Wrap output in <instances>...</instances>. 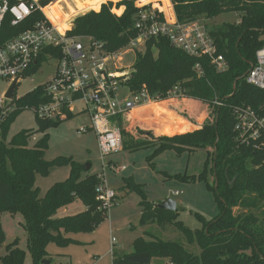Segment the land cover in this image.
Masks as SVG:
<instances>
[{"label":"trees","instance_id":"obj_1","mask_svg":"<svg viewBox=\"0 0 264 264\" xmlns=\"http://www.w3.org/2000/svg\"><path fill=\"white\" fill-rule=\"evenodd\" d=\"M53 1L38 0V3L45 7ZM60 1L66 4L70 13L61 12L58 3L44 11L61 32L69 28L68 20L72 16L90 10L74 20L72 28L67 31L68 36L88 37L100 42L105 51L118 52L138 35L133 26L138 11L135 6L137 0L118 1L117 7H125L123 11L120 9L119 15L110 11L113 4L110 1L104 3L106 0H73V7L65 0ZM147 1L154 0H140L139 3ZM163 1V9L168 14L170 7L166 0ZM171 2L180 22L210 20L226 12L239 16L238 22L223 23L209 30L228 67L218 72L206 58L188 55L171 45L166 37L146 40L144 50L135 54L126 84L132 91L144 88L150 98L159 102L132 110L131 119L141 121L162 136L139 130L146 137L134 138L124 131L123 122L119 119L121 134L130 136L123 142L122 149L133 151L152 147V153L147 156L152 167L154 156L164 150L170 149L181 155L205 149L207 158L202 172L197 175L176 173L169 177L187 183H204L213 194L217 214L205 219L195 213L202 226L191 230L178 220V208L175 211L159 209L157 202L146 199L140 184L131 177H125L119 190L125 195L136 193L141 197L138 225H171L181 233L186 244L196 245L199 253L191 252L184 243L162 239L144 230L142 236L133 240L130 252L113 249L111 264H264V217L259 219L251 211L264 202V149L256 150L251 145L241 144L233 130L235 107L250 106L264 113V90L249 85L244 78L255 62V52L264 46V0ZM54 8L60 11V18L53 13ZM42 19L45 16L36 9L26 19L12 25L11 16L6 14L0 25V46ZM43 52L37 65L45 58V53L55 57L60 55L58 50L49 47ZM196 63L202 67L201 76L194 70ZM35 72L36 67L25 76ZM44 87L45 84H41L18 98L14 96L10 110L0 114V219L3 212L23 216L31 264H42L43 259H48L46 247L49 243L58 246L76 243L78 241L64 234L91 232L106 216V209L97 196L96 188L100 182L97 175L83 176V165L71 157L44 158L49 140L47 131L57 126L60 120L35 116V131L42 132L43 136L33 147L28 146L29 137L35 132L33 129L23 130L10 141H5L7 129L18 112L48 101ZM174 87L184 98L195 99L205 105L207 119L196 129L168 110V101H162L168 98V91ZM215 99L222 105H215ZM72 116L68 115L66 119ZM62 165L69 167L68 176L53 183L40 196L35 185L36 176H47L53 167ZM76 200L81 202L84 210L56 216L60 208ZM235 207L247 208V211L233 214ZM3 240L0 221V244ZM6 249L7 253L0 256V264L24 263L25 251L17 247L16 241L8 244Z\"/></svg>","mask_w":264,"mask_h":264},{"label":"rangeland","instance_id":"obj_2","mask_svg":"<svg viewBox=\"0 0 264 264\" xmlns=\"http://www.w3.org/2000/svg\"><path fill=\"white\" fill-rule=\"evenodd\" d=\"M109 1L113 4L110 9L113 14L119 15L120 9L122 8V11L125 9L124 6L117 7V3L120 0H106L104 3ZM65 2L72 7L74 6L73 0H65ZM55 3L59 4L58 6L61 12L70 13L66 4L60 0L53 1L49 6ZM136 4H138L137 1H135ZM99 9L94 11H98ZM60 11L56 8L53 9V13L58 18L61 17ZM88 11L90 10L72 16L68 20L69 28L65 30L69 31L73 26L74 20ZM238 19L239 16L236 13L226 12L210 20L201 19V21L207 24L208 29H214L223 23H234ZM139 47L143 49L144 46L140 45ZM137 48V46L133 47V50ZM122 58L119 65L125 67L124 73H129L130 67L132 68L135 60V54L133 52L127 53ZM129 65L131 66L129 67ZM55 67L56 62L48 59L40 65L35 73L20 78L15 87L14 96L18 98L36 86L46 83L52 77ZM10 84L11 81L9 80L0 81V114L2 112L6 113L11 108L10 103L12 100H6L3 97ZM162 101H168L167 109L177 114L179 118L192 124L194 129L199 127L207 119V112L204 111L205 105L203 102L178 96ZM74 107L77 108L78 103ZM88 123L89 119L86 113H77L71 118L62 120L57 126L49 128L47 131L49 134L48 147L45 151L44 158L46 160H52L58 156L71 157L83 166L89 165L88 169L83 170V176L86 174L98 176L104 170L105 178H103V181H105L108 188L114 189L115 200L112 207L106 210L105 218L94 230L86 233L64 234L65 237H69L78 242L69 243L66 246H58L53 242L49 243L46 250L51 264H111V237L113 236L116 239L114 249L130 252L132 250L133 240L142 236L144 230H148L153 235L162 239L176 240L184 243L188 250L195 254L199 253L197 246L186 244L181 233L171 225L160 227L156 224H151L140 227L138 225L140 215L138 203L141 197L136 193L125 195L123 191L119 190V187L122 185L123 178L131 177L135 183L141 185V189L148 201L159 203L164 199L175 200L177 208L179 209L178 220L183 222L191 230L199 229L202 224L197 219L195 213L201 214L205 219H211L217 214L212 192L208 191L202 182H182L170 178L169 175L176 173L197 175L202 172L207 158L206 150L197 149L191 153H183L181 155H177L170 149L164 150L154 156L151 161L153 162L152 167L147 161V156L153 151L152 147L139 148L133 151L121 149L119 152L105 157V164L102 169L95 134L91 130L84 133L78 131L81 125ZM123 128L125 132L134 138L146 137L145 134H140L139 130L151 131L154 136H162L155 134L152 129L139 120L130 119V121L124 123ZM28 129H33L34 131L37 129L35 113L32 109L21 110L15 115L5 134V141H10L14 135ZM42 136V132L35 131L29 137L28 146L33 147ZM130 136L122 134V146L123 142L128 141ZM110 164H113L114 167L110 168ZM121 166H125V170H119L118 168ZM68 170L69 167L66 165L55 166L47 176L37 175L35 185L39 189V195L43 196L45 191L54 182L65 180L68 175ZM175 191L178 193L175 194ZM76 201L77 203H81L79 200ZM232 211L233 214H237L247 211V208L235 207ZM251 211L259 219L263 218L264 202L260 203L258 208L252 209ZM56 216H60L58 215V211ZM0 221L4 233V240L0 244V256L7 253L6 246L8 244L16 241L17 247L25 251L23 264H31V256L26 244L27 235L23 227V216L20 213L11 214L9 212H3ZM145 238L148 237L145 236ZM155 262L158 261L156 260Z\"/></svg>","mask_w":264,"mask_h":264},{"label":"built area","instance_id":"obj_3","mask_svg":"<svg viewBox=\"0 0 264 264\" xmlns=\"http://www.w3.org/2000/svg\"><path fill=\"white\" fill-rule=\"evenodd\" d=\"M135 6L138 11L134 16L133 26L138 30L136 38L118 52H107L101 43L88 37H71L67 31L60 32L44 13V8L38 0H0V25L6 14L11 16V24L16 25L26 19L34 10H40L45 19L37 21L34 26L19 35L9 39L0 46V81H13L24 77L29 71L48 59L56 62L52 77L46 82L44 90L49 98L31 109L40 119L65 120L68 115L86 113L89 123L78 128L79 132L91 130L97 140L102 169L105 157L119 152L122 148V134L119 119L123 122L128 113L134 108L152 102H158L148 95L143 88L132 91L126 84L130 78L124 73L125 67L119 65L122 56L133 52L143 51L146 40L153 37H166L171 45L181 49L190 56L206 58L216 71L227 69V63L218 52L214 38L207 24L197 19L180 22L176 18L171 0L168 14L163 9V0L147 1ZM23 4L28 9L24 13L20 8ZM16 8L20 18L12 11ZM169 14L171 16H169ZM144 46L141 49L139 46ZM138 47L133 50V47ZM58 50L60 55L55 57L45 53V58L38 59L45 48ZM198 76L203 75L199 63L194 65ZM246 83L264 90V46L255 52V62L244 75ZM183 97L177 87L168 91V98ZM167 98V99H168ZM78 103V107L74 105ZM221 106L222 103L214 100ZM1 107V100H0ZM235 121L233 130L236 139L241 144L251 145L253 149H264V113L250 106H237L233 110ZM114 165L110 164V168ZM125 170V166L118 168ZM100 180L96 191L104 209L112 207L115 200L114 189L107 187L103 178L104 170L97 176ZM178 192L175 191V194ZM115 237H111L110 253L112 254Z\"/></svg>","mask_w":264,"mask_h":264},{"label":"water","instance_id":"obj_4","mask_svg":"<svg viewBox=\"0 0 264 264\" xmlns=\"http://www.w3.org/2000/svg\"><path fill=\"white\" fill-rule=\"evenodd\" d=\"M17 85V79L13 80L9 86V88L7 89L6 93L4 94V98L6 100H12L14 98V91H15V87ZM84 169H88L89 165H84L83 166ZM156 206L159 209L165 210V211H175L177 208L176 205V201L172 200V199H164L162 201H160L159 203L156 204ZM42 264H50L48 259H43L41 261Z\"/></svg>","mask_w":264,"mask_h":264},{"label":"crops","instance_id":"obj_5","mask_svg":"<svg viewBox=\"0 0 264 264\" xmlns=\"http://www.w3.org/2000/svg\"><path fill=\"white\" fill-rule=\"evenodd\" d=\"M169 16H171V15L169 14ZM238 21H239V19L236 22H238ZM142 106H144V105H142ZM142 106H140V107H142ZM131 112H132V110L128 113L126 119L123 121L122 126H124V123L125 122L130 121V119H131ZM68 173H69V170H68ZM82 210H84V206L81 203H77V201H76V202H73V203H71V204H69L67 206H64V207L60 208L58 210V215H60V216L72 215V214L78 213V212H80ZM139 214H140V209H139Z\"/></svg>","mask_w":264,"mask_h":264},{"label":"clouds","instance_id":"obj_6","mask_svg":"<svg viewBox=\"0 0 264 264\" xmlns=\"http://www.w3.org/2000/svg\"><path fill=\"white\" fill-rule=\"evenodd\" d=\"M20 8L23 10L24 13H27L28 9L25 8L23 4L20 5ZM12 11L17 15L18 18H20V12H18L15 7L12 9Z\"/></svg>","mask_w":264,"mask_h":264},{"label":"bare ground","instance_id":"obj_7","mask_svg":"<svg viewBox=\"0 0 264 264\" xmlns=\"http://www.w3.org/2000/svg\"><path fill=\"white\" fill-rule=\"evenodd\" d=\"M48 7V6H47ZM45 9V8H44ZM45 12V15L49 18V20L56 26V24L50 19V17L48 16V14L46 13V11H44ZM56 28L60 31V29L56 26ZM61 32V31H60ZM64 32V31H63ZM159 102V101H158ZM158 102H152V103H149V104H147V105H151V104H155V103H158ZM147 105H144V106H147ZM143 107V106H142ZM137 108H140V107H137ZM137 108H134V109H137ZM133 109V110H134Z\"/></svg>","mask_w":264,"mask_h":264}]
</instances>
